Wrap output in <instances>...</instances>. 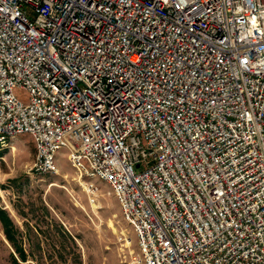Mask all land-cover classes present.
I'll use <instances>...</instances> for the list:
<instances>
[{
  "label": "built area",
  "instance_id": "1",
  "mask_svg": "<svg viewBox=\"0 0 264 264\" xmlns=\"http://www.w3.org/2000/svg\"><path fill=\"white\" fill-rule=\"evenodd\" d=\"M22 134L31 173L65 149L108 185L131 264H264V0H0V150Z\"/></svg>",
  "mask_w": 264,
  "mask_h": 264
},
{
  "label": "rangeland",
  "instance_id": "2",
  "mask_svg": "<svg viewBox=\"0 0 264 264\" xmlns=\"http://www.w3.org/2000/svg\"><path fill=\"white\" fill-rule=\"evenodd\" d=\"M15 94L26 98L24 90ZM34 146L27 134L13 138L0 150V207L11 217L22 261L3 234L0 223V264H131L137 253L134 232L120 215L108 185L96 181L100 192L90 202L62 149L57 171L31 173Z\"/></svg>",
  "mask_w": 264,
  "mask_h": 264
},
{
  "label": "trees",
  "instance_id": "3",
  "mask_svg": "<svg viewBox=\"0 0 264 264\" xmlns=\"http://www.w3.org/2000/svg\"><path fill=\"white\" fill-rule=\"evenodd\" d=\"M0 223L2 225L3 234L8 240V242L13 247L14 251L17 252L21 258L22 261H25L26 255L21 248V246L18 244L17 238H16V228L15 225L7 213L5 209L0 207ZM13 264H21L17 261L16 257H12Z\"/></svg>",
  "mask_w": 264,
  "mask_h": 264
},
{
  "label": "crops",
  "instance_id": "4",
  "mask_svg": "<svg viewBox=\"0 0 264 264\" xmlns=\"http://www.w3.org/2000/svg\"><path fill=\"white\" fill-rule=\"evenodd\" d=\"M32 141V140H31Z\"/></svg>",
  "mask_w": 264,
  "mask_h": 264
}]
</instances>
